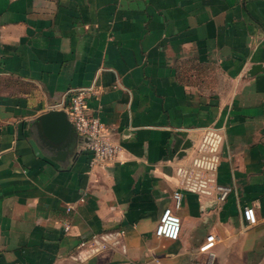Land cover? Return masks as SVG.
<instances>
[{
    "label": "crops",
    "instance_id": "crops-1",
    "mask_svg": "<svg viewBox=\"0 0 264 264\" xmlns=\"http://www.w3.org/2000/svg\"><path fill=\"white\" fill-rule=\"evenodd\" d=\"M92 81L87 111L120 150L90 167L76 134L56 158L37 118ZM205 127L222 133L230 190L173 208ZM167 206L175 240L152 233ZM101 233L100 252L77 246ZM156 262L264 264V0H0V264Z\"/></svg>",
    "mask_w": 264,
    "mask_h": 264
},
{
    "label": "built area",
    "instance_id": "built-area-1",
    "mask_svg": "<svg viewBox=\"0 0 264 264\" xmlns=\"http://www.w3.org/2000/svg\"><path fill=\"white\" fill-rule=\"evenodd\" d=\"M98 89L94 81L87 86L68 89L55 104L50 106V110H63L75 133L82 140L86 139L84 148L90 154L88 162L90 167L111 160L120 150L119 145L109 139L97 116L87 111L86 101L96 95ZM221 143L222 133L219 128L205 127L202 130L189 160L175 167L174 174L178 190L174 191L171 196L173 208L179 206L182 191L211 198L215 203H220L225 199L230 190L229 187L218 184L215 180ZM69 208L70 206H67L66 210ZM241 217L247 225L255 222L254 211L250 206H244L241 209ZM67 228V224L62 225L63 232ZM179 228V217L171 207L167 206L161 210L152 233L155 237L175 240L178 237ZM111 239L112 234L110 233L93 234L88 238L80 239L77 246L86 248L87 254H94L106 248V244ZM213 242L214 235L208 233L198 245L197 250L206 252L212 247ZM156 264L161 263L156 262Z\"/></svg>",
    "mask_w": 264,
    "mask_h": 264
},
{
    "label": "water",
    "instance_id": "water-1",
    "mask_svg": "<svg viewBox=\"0 0 264 264\" xmlns=\"http://www.w3.org/2000/svg\"><path fill=\"white\" fill-rule=\"evenodd\" d=\"M257 68L258 66H254L251 68V71ZM37 120L43 129L44 135L49 139L55 148V157L57 158L59 153L62 156H65V149L66 153H68L70 151V145H72L73 140L76 138V133L68 121L66 113L60 109H51L41 113ZM83 140L84 142L86 141V139ZM189 146L190 141H184L180 146L179 155H183L185 153V149H187Z\"/></svg>",
    "mask_w": 264,
    "mask_h": 264
}]
</instances>
